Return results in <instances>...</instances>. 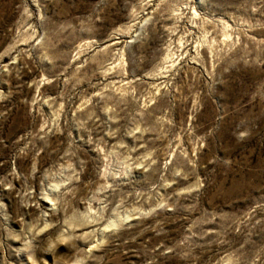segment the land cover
<instances>
[{
	"label": "rangeland",
	"instance_id": "374dc122",
	"mask_svg": "<svg viewBox=\"0 0 264 264\" xmlns=\"http://www.w3.org/2000/svg\"><path fill=\"white\" fill-rule=\"evenodd\" d=\"M0 264H264V0H0Z\"/></svg>",
	"mask_w": 264,
	"mask_h": 264
},
{
	"label": "bare ground",
	"instance_id": "6f19581e",
	"mask_svg": "<svg viewBox=\"0 0 264 264\" xmlns=\"http://www.w3.org/2000/svg\"><path fill=\"white\" fill-rule=\"evenodd\" d=\"M131 219V218H130ZM129 220V219H128Z\"/></svg>",
	"mask_w": 264,
	"mask_h": 264
}]
</instances>
